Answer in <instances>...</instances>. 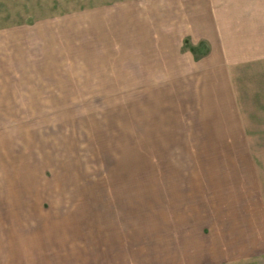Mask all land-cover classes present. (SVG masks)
<instances>
[{
  "label": "rangeland",
  "instance_id": "rangeland-1",
  "mask_svg": "<svg viewBox=\"0 0 264 264\" xmlns=\"http://www.w3.org/2000/svg\"><path fill=\"white\" fill-rule=\"evenodd\" d=\"M184 4L0 0V236L3 204L33 212L0 264H264V65L241 68L240 143L201 144V98L160 75Z\"/></svg>",
  "mask_w": 264,
  "mask_h": 264
},
{
  "label": "crops",
  "instance_id": "crops-1",
  "mask_svg": "<svg viewBox=\"0 0 264 264\" xmlns=\"http://www.w3.org/2000/svg\"><path fill=\"white\" fill-rule=\"evenodd\" d=\"M184 5H178L170 11V17L175 18L177 25H170L168 30L163 27L165 32L159 39V54L165 58V71L160 75L168 74L171 81L186 82L187 94L196 99L201 98V101H191L201 109L198 110L202 114V125L199 127L205 136L201 144H238L240 141L236 140L237 137H227L225 130L231 127L240 132L243 128L241 116L237 115L241 106L239 82L244 78L241 68L264 65V0H185ZM182 112L189 111L185 108ZM209 151L211 154H199L201 159L212 160L217 162V166H223L220 162L227 160V154L220 153V149L215 147L209 148ZM219 167L216 171L208 170L218 173L213 177L218 179V185L214 184L211 175L201 176L218 194L224 186V174ZM203 170L204 174L206 169ZM235 182L236 177L233 180ZM228 191L236 192L235 188ZM236 204H241L240 200ZM3 205L2 213L9 218L11 226L6 238L0 236V246L11 255L17 247L16 241L23 237L18 236L23 232L20 227L27 224L26 220L24 223L17 221L19 216L28 219L33 212L29 210L28 204ZM116 214L119 216L120 212ZM8 240L10 245L6 243ZM166 250L178 251L173 246Z\"/></svg>",
  "mask_w": 264,
  "mask_h": 264
}]
</instances>
